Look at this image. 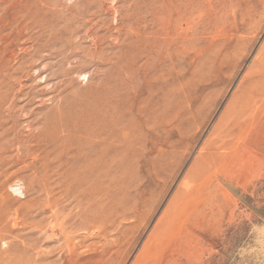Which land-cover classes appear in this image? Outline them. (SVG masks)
<instances>
[{
	"label": "rangeland",
	"instance_id": "374dc122",
	"mask_svg": "<svg viewBox=\"0 0 264 264\" xmlns=\"http://www.w3.org/2000/svg\"><path fill=\"white\" fill-rule=\"evenodd\" d=\"M258 237L264 0H0V264H264Z\"/></svg>",
	"mask_w": 264,
	"mask_h": 264
},
{
	"label": "bare ground",
	"instance_id": "6f19581e",
	"mask_svg": "<svg viewBox=\"0 0 264 264\" xmlns=\"http://www.w3.org/2000/svg\"><path fill=\"white\" fill-rule=\"evenodd\" d=\"M13 55H14V53H13ZM7 94V93H6ZM85 131V130H84ZM76 132V131H75ZM75 140V139H74ZM90 144V143H89ZM107 148V147H106ZM105 148V149H106ZM107 150H108V148H107ZM104 153L106 152V150H104L103 151ZM103 153V154H104ZM93 160H94V158H93ZM102 160V157H98L96 160H94L93 161V164L91 163V165H92V167H90V170L92 169V168H95V170H98V171H101L102 170V167L103 166H101L102 164H101V161ZM88 163H89V161H87ZM85 165H88V164H85ZM79 167V166H78ZM68 168V167H67ZM85 168H87V167H85ZM71 170V169H70ZM104 172V171H103ZM89 175V173L88 174H85V176L84 175H82V176H80V178H76L75 179V181L73 182V183H75L76 185H78V186H81L83 189L82 190H84V188L88 185V187H89V184L88 183H90L89 181H87L86 180V178H87V176ZM79 176V175H78ZM70 184H72V183H70ZM88 187H86V188H88ZM80 197V196H79ZM82 197V196H81Z\"/></svg>",
	"mask_w": 264,
	"mask_h": 264
},
{
	"label": "clouds",
	"instance_id": "9594fccd",
	"mask_svg": "<svg viewBox=\"0 0 264 264\" xmlns=\"http://www.w3.org/2000/svg\"><path fill=\"white\" fill-rule=\"evenodd\" d=\"M256 243L258 246L264 247V237H258Z\"/></svg>",
	"mask_w": 264,
	"mask_h": 264
}]
</instances>
